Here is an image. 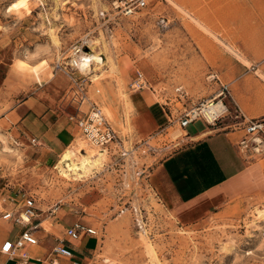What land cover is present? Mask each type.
I'll use <instances>...</instances> for the list:
<instances>
[{"label": "rangeland", "instance_id": "1", "mask_svg": "<svg viewBox=\"0 0 264 264\" xmlns=\"http://www.w3.org/2000/svg\"><path fill=\"white\" fill-rule=\"evenodd\" d=\"M146 1L148 9L141 13L109 20L100 16L108 10L103 0H0V114L28 97L44 112L62 105L65 113H73L67 106L70 80L54 66L80 42L85 43L87 55L98 60L91 72L82 73L87 97L100 108L125 150L139 145L133 144L136 126L131 118V97L138 92L129 87L136 72L150 85L140 92L161 105L168 116L175 118L210 99L216 83L207 79L205 60L199 56L203 58L204 47L197 48L198 54L190 45L188 14L174 0ZM162 18L165 25L160 23ZM178 88L186 97L179 96ZM170 126L150 139L148 149L184 137L177 124ZM8 127L0 125V198L33 196L43 220L36 231L38 246L20 253L56 245L64 239V231L56 232L52 225L71 217L96 231L97 248L85 264H264V218L260 216L264 215V192L245 194L218 214L185 224L167 209L148 180L134 179L130 159L119 161L102 150L101 164L84 177L63 176L60 158L48 168L27 161L28 151L15 145L16 136L8 134ZM186 130L197 133L202 124L195 122ZM82 148L83 155L101 150L80 134L66 150L74 151L78 160ZM170 151L163 150L158 159ZM135 154L148 152L142 154L141 149ZM257 162L264 169V159ZM59 202L69 205L55 210ZM131 206L141 209L145 231L135 227ZM11 228L0 220L3 241L14 236L15 229L9 234Z\"/></svg>", "mask_w": 264, "mask_h": 264}, {"label": "crops", "instance_id": "2", "mask_svg": "<svg viewBox=\"0 0 264 264\" xmlns=\"http://www.w3.org/2000/svg\"><path fill=\"white\" fill-rule=\"evenodd\" d=\"M174 3L188 14L191 47L195 45L198 54L197 48L204 47L203 58L199 56L205 60L206 72L216 75L220 85L227 86L231 109L235 105L246 119L264 117V0H174ZM218 88L216 83L211 95ZM131 98L134 109L131 118L136 126L133 144L153 139L154 135L161 136L171 127L165 126L169 116L161 105L151 102L149 96L138 92ZM31 99L24 98L1 113L0 125H9L7 131L16 136L15 145L28 151L27 161L52 167L80 133L69 121L62 105L57 110L44 112ZM186 129H182L184 137L174 144L155 148L153 154L132 156L139 160L134 161L136 166L132 169L148 172L151 187L179 221L185 224L202 221L245 194L264 192V169L258 162H245L236 150L240 131L203 124L202 130L194 134ZM32 140L36 145L31 144ZM169 149L167 156L158 159L159 153ZM151 159L150 164L147 161ZM37 221L41 225L42 217ZM75 222L73 218L65 217L52 228L56 232L64 231ZM11 227L9 234L14 232L12 224ZM44 230L49 231L48 228ZM16 233L15 229L14 236L5 240L14 239ZM4 241L0 237V247ZM64 245L73 259H63L62 264H85L97 248L94 237L84 234L75 241L65 240ZM52 246L54 244H49L47 250H26L31 258L26 264H47L43 260ZM18 262V259L0 254V264Z\"/></svg>", "mask_w": 264, "mask_h": 264}, {"label": "built area", "instance_id": "3", "mask_svg": "<svg viewBox=\"0 0 264 264\" xmlns=\"http://www.w3.org/2000/svg\"><path fill=\"white\" fill-rule=\"evenodd\" d=\"M108 5L107 11H101V17H107L109 20L116 19L118 17L130 18L142 11L148 9V3L146 0H103ZM165 18L160 20L161 25L165 23ZM165 25V24H164ZM85 43L73 45L69 49L68 57L57 60L54 66L56 72H62L70 80V88L67 92L68 105L74 112L67 113L69 121L73 122L80 135L89 144L105 150L106 153H111V156H116L117 160L130 159L131 168L135 167V159H132L133 154L137 151L145 154H153L154 148L148 149V141L138 143L134 150H125L122 144L121 138L114 131L108 120L102 114L100 108L91 102L87 97V91L85 89V77L82 75L79 65L83 60V55L86 54ZM79 66V67H78ZM207 79L210 82H216L219 84V88L210 97V99L202 101L197 105H193L188 109H185L177 117H173L170 113L168 119V126L171 124H177L181 129H185L189 125L200 122L207 127H224L231 131H240L241 136L236 141L235 147L238 154L247 163L257 162L264 159V117L256 119H246L240 110L233 105L231 109L228 102L231 101L229 90L227 86L220 85L218 77L214 74H210ZM130 90L134 93L149 90L150 85L145 80L141 72H136V76L129 84ZM180 97H186L182 88L176 89ZM218 105L220 108L215 111H210L209 105ZM88 106L86 112L82 111V108ZM65 112V110H64ZM32 145H36V141H31ZM147 148V149H145ZM116 164V163H114ZM134 179L136 181L141 180L145 182L148 180V172H139L133 170ZM141 178V179H140ZM68 202H59L55 205V210L60 206L67 207ZM54 210V211H55ZM41 210L37 206L36 200L31 195L24 194L20 200L10 199L9 197L0 198V219L5 222H10L17 233L14 239L5 240L0 247V254L7 256L9 259H18L17 264H26L31 260L30 256L22 255L21 251H24L30 247H36L39 244V239L36 236L37 228L40 226L37 218ZM120 214L123 210H119ZM129 212L133 216L134 225L137 229L145 231V223L142 216L141 209L136 206H131ZM53 214V212H52ZM95 236L96 231L92 228L84 226L82 223L75 222L71 226H67L64 229V239L58 240V243L52 246L43 260L47 264H62L63 259H73L70 251L65 247L64 241H75L80 238V235ZM6 264V263H4ZM73 264H80L75 262Z\"/></svg>", "mask_w": 264, "mask_h": 264}, {"label": "bare ground", "instance_id": "4", "mask_svg": "<svg viewBox=\"0 0 264 264\" xmlns=\"http://www.w3.org/2000/svg\"><path fill=\"white\" fill-rule=\"evenodd\" d=\"M82 58L83 60L81 61V65H79L80 67L78 66L81 73L91 72L92 70L91 65L93 63H96L98 60L95 58L94 55H90V54L87 55V53L83 55ZM241 62L245 63L246 65L248 64L246 60L245 61L241 60ZM220 106H221L220 104L218 105L210 104L208 109L210 111H215V110H218ZM82 151H84L83 148L77 152L80 154V157H81V158L79 157L78 160H75L76 153L72 151L71 149L66 150L61 155L59 162H58V167H59V172L63 176L74 177L75 179L82 178L87 174L88 171H91L92 169L97 168V166L101 164L103 156H104V153L102 152V150H91L89 152L86 151L84 152V155L82 154ZM260 216L264 218V215L261 214ZM22 255H27V254L23 253Z\"/></svg>", "mask_w": 264, "mask_h": 264}]
</instances>
